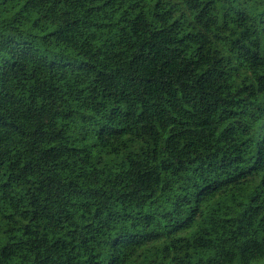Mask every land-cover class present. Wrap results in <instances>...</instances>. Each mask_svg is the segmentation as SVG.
Segmentation results:
<instances>
[{"label": "trees", "instance_id": "obj_1", "mask_svg": "<svg viewBox=\"0 0 264 264\" xmlns=\"http://www.w3.org/2000/svg\"><path fill=\"white\" fill-rule=\"evenodd\" d=\"M0 264H264V0H0Z\"/></svg>", "mask_w": 264, "mask_h": 264}]
</instances>
